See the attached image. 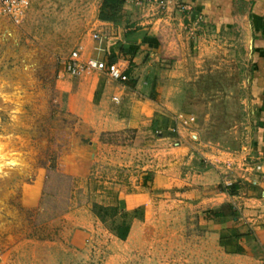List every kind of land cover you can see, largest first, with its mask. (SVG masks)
Listing matches in <instances>:
<instances>
[{"label": "rangeland", "instance_id": "rangeland-1", "mask_svg": "<svg viewBox=\"0 0 264 264\" xmlns=\"http://www.w3.org/2000/svg\"><path fill=\"white\" fill-rule=\"evenodd\" d=\"M101 3L30 0L22 18H0V138L9 142L0 264H264V247L249 240L247 212L259 208L246 201H264V113L253 93L264 67L243 19L214 23L177 7L151 29L166 12L133 1L114 21ZM122 24L154 31L151 50L131 63L134 86L65 71L80 47L86 62L108 61L93 34L105 46ZM232 183L244 198L237 221L206 220L210 187ZM137 206L118 238L113 219ZM221 227L232 233L220 240ZM232 237L249 238L242 254L222 249Z\"/></svg>", "mask_w": 264, "mask_h": 264}, {"label": "crops", "instance_id": "crops-1", "mask_svg": "<svg viewBox=\"0 0 264 264\" xmlns=\"http://www.w3.org/2000/svg\"><path fill=\"white\" fill-rule=\"evenodd\" d=\"M176 1L186 6L187 10H190L189 12L193 15V17L196 18L200 16L203 17L206 21H210L214 23L221 22L222 24L224 19L229 20L228 22H230L233 19H237V21L239 22L240 19H243L242 25L245 28L246 33L248 34V36L250 35V39L252 41H256L259 47L260 50L259 58L261 59L263 57L262 58L263 61L261 62H262V67H264V0H176ZM125 7H128L127 3ZM176 8L177 7H175V9ZM173 9L174 7L172 5L170 11ZM153 14L155 15V13ZM168 14L171 15L170 12H167L164 17H162V15L159 16V18L156 19V24L152 26L151 29H155L156 25H158L159 21L161 20L168 22L171 18V16L167 17ZM250 21H252V23ZM141 23L143 25L145 24L144 21H142ZM116 27L115 25L111 27V29H113L115 33L118 32V36L116 40L112 42L113 45L111 47V50L112 53L116 54L117 59H121V60L125 59V61L129 62L130 64L129 67H132V71L130 74V79H131L132 76L135 77V75L139 73L138 67L134 68V65H131V63L133 62L135 65H138L139 60H141L144 57V52L148 53L151 50L149 43H151V41H154V39H152L150 35H152V32L154 31L150 30V26L137 28L136 26L125 27V25L122 24L121 26L116 25ZM253 88H254L253 93L254 96L256 97L255 101L258 103L257 111L258 113H264V78L258 83L255 82ZM259 141H260L259 147L262 148V150L260 151H263L264 137L263 139L261 138ZM259 170L261 172L263 171V165H260ZM228 173H233V172L230 171ZM222 178L223 180L226 179L225 176H222ZM259 185L264 186V180L260 181ZM209 191H210L209 193H212V197L208 199V197L205 196L203 203L209 205L211 209L219 207L225 203H231L236 207V209H239L240 208L239 206L242 203H239L238 200H240L241 198L244 199L243 197H241L242 195L241 192L238 193L237 191V193L231 194L228 188L224 190H220L212 186L210 187ZM246 201H250V204H254L255 207L259 208L256 210H248L247 212L249 216L248 221L251 222L248 226L249 227L252 226L256 230L255 234L257 235V238L251 237V239H249L248 236L245 238L232 237V239H230L231 241L229 242L228 240L226 241L224 240V242H222L221 244V247L223 250L228 251L231 255L242 254V251L240 249L241 247H239V245L244 246L245 244H248L247 239H249L252 242L250 245L254 247H259V246L264 247V219H263L264 201L256 196L254 197L251 196L250 198H247ZM257 213H259V215ZM234 218L237 221V218L236 217ZM218 219L219 221L221 220L224 221L225 223L229 220L228 216L217 218V220ZM222 228L223 227H221V229H218V231L220 232L218 233L219 236L217 235V237L220 240L225 236H230L232 233V231H229L227 228L225 230H223ZM230 244H233V247L230 246Z\"/></svg>", "mask_w": 264, "mask_h": 264}, {"label": "built area", "instance_id": "built-area-1", "mask_svg": "<svg viewBox=\"0 0 264 264\" xmlns=\"http://www.w3.org/2000/svg\"><path fill=\"white\" fill-rule=\"evenodd\" d=\"M29 1L30 0H0V18L6 17L10 20H17L22 18L29 7ZM133 1H135L138 5H144V3L148 2L152 5V9L154 7L161 9L162 12H159L162 14L165 12H169L172 5L174 8L180 7L184 10L187 9L186 6L178 3L176 0H127V3ZM107 38L108 39H106V45L104 46L103 41L105 39V36L100 32L93 34V39L100 43V45L97 47V50L99 51L98 54L104 53L106 55L109 54V56L112 54V40H116L117 36L115 35ZM80 48H82L83 50V47ZM82 50H73L67 61H65L64 63L65 71L70 75L80 76L85 70L88 69L103 71L105 73H108L110 78L121 82H126L130 79L129 75L127 74L129 66L127 65V62L125 60L117 59L116 61L111 62L109 60L104 61L97 58H90L86 62L82 58L84 53ZM192 119L194 120V118Z\"/></svg>", "mask_w": 264, "mask_h": 264}, {"label": "trees", "instance_id": "trees-1", "mask_svg": "<svg viewBox=\"0 0 264 264\" xmlns=\"http://www.w3.org/2000/svg\"><path fill=\"white\" fill-rule=\"evenodd\" d=\"M127 3V0H102L101 3V12L103 15H106L110 18H112L114 21H117V18L120 17L123 18L124 16V7ZM117 23V22H116ZM119 23V22H118ZM111 62H114L117 60L116 54L112 53L109 59ZM132 71V67H129L127 70V74L130 77ZM131 79H129L127 82H129ZM133 80V79H132ZM136 84V81H130V86H134ZM98 92V91H97ZM147 180H150L149 177L145 178V181L143 184H148ZM239 190V184L233 183L231 186H229V192L231 194L237 193ZM103 210L105 208L103 207ZM118 210V209H116ZM142 210V207L137 206L133 210H122L119 213V216L113 219L112 221V229L113 232L116 234V236L122 240H125L128 238L130 231H131V219L139 217V214ZM237 213L236 207L231 203H225L219 207L213 208L210 211H208L205 214L206 220H213L216 218L226 217V216H234ZM235 217V216H234Z\"/></svg>", "mask_w": 264, "mask_h": 264}, {"label": "bare ground", "instance_id": "bare-ground-1", "mask_svg": "<svg viewBox=\"0 0 264 264\" xmlns=\"http://www.w3.org/2000/svg\"><path fill=\"white\" fill-rule=\"evenodd\" d=\"M9 142H2L1 138H0V155H5L6 154V150H5V144H8Z\"/></svg>", "mask_w": 264, "mask_h": 264}]
</instances>
